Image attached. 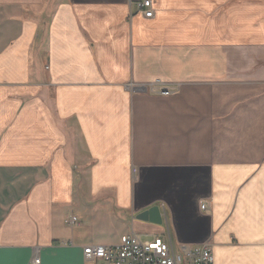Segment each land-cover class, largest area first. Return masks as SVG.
I'll return each mask as SVG.
<instances>
[{
	"label": "crops",
	"instance_id": "obj_1",
	"mask_svg": "<svg viewBox=\"0 0 264 264\" xmlns=\"http://www.w3.org/2000/svg\"><path fill=\"white\" fill-rule=\"evenodd\" d=\"M153 1L0 0V264L128 233L264 264V0Z\"/></svg>",
	"mask_w": 264,
	"mask_h": 264
},
{
	"label": "built area",
	"instance_id": "obj_2",
	"mask_svg": "<svg viewBox=\"0 0 264 264\" xmlns=\"http://www.w3.org/2000/svg\"><path fill=\"white\" fill-rule=\"evenodd\" d=\"M134 2L138 11L146 18L154 16L153 0H134ZM149 88L154 93L174 94L179 92L180 85L155 81L149 85ZM162 205L167 206L165 203ZM209 207L210 203L207 199L200 201L201 210H208ZM77 220V217H72L71 223L75 224ZM83 253L85 260L93 264H215L213 248L208 241L175 244L171 238L156 236L151 240H143L134 233L122 235L114 244L86 245ZM40 263V258L35 257L28 264Z\"/></svg>",
	"mask_w": 264,
	"mask_h": 264
},
{
	"label": "water",
	"instance_id": "obj_3",
	"mask_svg": "<svg viewBox=\"0 0 264 264\" xmlns=\"http://www.w3.org/2000/svg\"><path fill=\"white\" fill-rule=\"evenodd\" d=\"M148 88L145 86L143 88H136L138 92H146ZM139 219L150 220L152 223L162 224V216L158 206H153L150 209L144 211L139 215Z\"/></svg>",
	"mask_w": 264,
	"mask_h": 264
},
{
	"label": "rangeland",
	"instance_id": "obj_4",
	"mask_svg": "<svg viewBox=\"0 0 264 264\" xmlns=\"http://www.w3.org/2000/svg\"><path fill=\"white\" fill-rule=\"evenodd\" d=\"M76 216V215H75ZM127 225L130 226V228L132 227V219L128 218V221H127ZM140 229H136L135 232H139ZM171 232V231H170ZM165 235H167V231L165 230V233H164V236L162 235V237H165ZM111 242H115V240H111Z\"/></svg>",
	"mask_w": 264,
	"mask_h": 264
}]
</instances>
